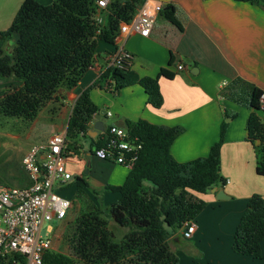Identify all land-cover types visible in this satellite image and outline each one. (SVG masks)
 Instances as JSON below:
<instances>
[{"label": "trees", "instance_id": "16d2710c", "mask_svg": "<svg viewBox=\"0 0 264 264\" xmlns=\"http://www.w3.org/2000/svg\"><path fill=\"white\" fill-rule=\"evenodd\" d=\"M97 0H54L42 4L23 0L10 26L0 31V79L21 84L0 96V114L32 121L52 99L59 87L77 86L96 53L98 41L114 45L121 22H129L144 0H109L102 10L103 23H96ZM259 4L258 0H235ZM175 7L166 3L160 14L179 27ZM15 35L17 36L15 39ZM11 44V49L7 46ZM172 63V58L169 64ZM171 79L173 73L160 68L155 77H139L131 69L105 67L98 79L84 89L72 106L65 131L66 141L73 143L87 136L89 124L98 112L90 99L92 87H105L116 94L120 89L139 84L146 101L158 108L163 102L158 79ZM262 91L252 87L239 89L229 97L248 107L247 139L256 155V172L264 175V119L258 112ZM226 123L220 126L219 138L208 154L185 162L170 152L174 139L183 132L181 126H164L146 120L126 121L129 138L141 144L137 158L120 185H106L104 190L118 192L119 198L100 209L76 216L74 230L68 238L71 255L46 252L42 264H178L170 247L172 236L182 223L194 219L205 202L194 192L205 193L217 183L220 175V148ZM104 135L95 146L102 145ZM77 194L87 184L76 177ZM72 205V202H71ZM109 220L126 231L117 237ZM264 240V198L252 194L234 232V246L241 253L261 257ZM1 264H26L23 255L0 256ZM4 260V262H3Z\"/></svg>", "mask_w": 264, "mask_h": 264}, {"label": "crops", "instance_id": "0c3cea01", "mask_svg": "<svg viewBox=\"0 0 264 264\" xmlns=\"http://www.w3.org/2000/svg\"><path fill=\"white\" fill-rule=\"evenodd\" d=\"M36 1L50 4L54 0ZM159 1L163 5H174L179 27L159 13L149 36L136 33L117 36L114 45L98 41L93 65L83 73L77 86L59 87L55 98L31 121V133L37 126H44L42 119L52 123L46 138L66 131L73 104L105 69L116 42L124 44L133 54L130 69L139 77H155L160 68H167L173 77L158 79L163 98L158 108L147 103L146 93L139 84L126 86L116 94L105 87H92L90 99L98 112L104 110L100 115L104 130L111 125L125 129L126 121L140 119L156 125L181 126L183 132L174 139L170 152L175 160L185 162L206 156L225 122L219 171L224 183H217L205 193L194 192L205 202V207L194 218L196 230L187 240L186 248L176 251L184 240L180 228L179 237H171L170 247L177 254L178 264H264V240L260 258L241 253L234 246V232L248 198L255 193L264 198V175L256 172L255 150L247 139L251 110L229 97L231 92L241 88L255 87L264 93V0H258V5L235 0ZM22 2L0 0V31L10 26ZM177 65L182 68L177 69ZM20 84L15 81L11 88L6 80L0 79V96ZM258 114L264 119V113ZM93 124L94 119L87 136L67 142L66 169L73 178L61 186L67 187L66 195L71 197L72 183L79 177L88 185L82 188L83 200L97 206L91 190H103L110 204L119 198V193L104 190V187L122 184L130 168L94 156L95 143L104 135V130L95 131ZM17 182L21 186L28 183L24 171ZM220 189L227 198H216ZM73 207L74 204L65 216V219L70 217V222L77 216L72 212ZM56 246L57 242L52 240V249Z\"/></svg>", "mask_w": 264, "mask_h": 264}, {"label": "built area", "instance_id": "2783aa9c", "mask_svg": "<svg viewBox=\"0 0 264 264\" xmlns=\"http://www.w3.org/2000/svg\"><path fill=\"white\" fill-rule=\"evenodd\" d=\"M108 1H96L98 25L103 23L102 10ZM162 8L159 0H145L129 22L120 23L116 37L132 33L149 36ZM116 44L105 67L130 69L133 54L124 48V44ZM96 56L94 53L93 61ZM181 68L182 65H177V69ZM259 104L264 110L263 92ZM107 114L111 115V112ZM104 140L102 145L95 146L94 156L131 168L141 148L137 138H129L124 128L111 125ZM67 153L65 131L54 133L45 142L32 145L22 157L27 184L10 186L0 182V256L18 253L25 257L26 264H42L44 254L52 249L53 228L46 222L65 218L71 207V200L53 191L55 183L63 185L73 178L66 169ZM196 227L194 219L184 221L182 238H191Z\"/></svg>", "mask_w": 264, "mask_h": 264}, {"label": "rangeland", "instance_id": "374dc122", "mask_svg": "<svg viewBox=\"0 0 264 264\" xmlns=\"http://www.w3.org/2000/svg\"><path fill=\"white\" fill-rule=\"evenodd\" d=\"M11 47H12L11 44H9L7 46L8 50H10ZM7 86L11 88L14 87L15 80L12 79L7 80ZM258 113L263 114V112L260 111ZM42 120L43 121L41 122L44 123V126L43 127L37 126L33 131V133H31V121L24 120L19 117L0 114V182L10 186H21L20 184H18L17 178L22 177V173H23V169L20 164L22 157L32 145L42 143L47 140L46 133L49 131L50 124L52 123L51 120L49 119L48 120L42 119ZM77 184L78 182L77 179L75 178L72 183V186H74V192L71 195V197L66 195L68 192L66 190L67 187L65 188L58 183H55L53 191L60 196L69 198L72 202V205L74 204V207L72 208L73 210L72 212L73 213L76 212V215H79L82 212L91 210L92 208L90 206L92 204H89L90 202L88 200H83L84 196H82V194L81 195L77 194L78 191ZM87 186L82 185V187L80 188L82 190L83 187H87ZM91 193L97 200L96 207H99L100 209H104L109 206V200L107 194L105 195L103 190L99 192H94L91 190ZM75 218L71 222L69 221L70 217H66V219L64 218L61 220L52 219L46 222V224H50L53 228L52 240L57 242L56 248L51 249V253L65 254V255L72 254L71 249L69 247L68 238L73 233ZM109 226L110 228H112V230H114L117 237H121L122 234L126 231L125 228L118 227L111 220H109ZM187 240L188 239L181 240L180 241L181 243L177 247L178 250L176 251L185 249L186 248L185 244L189 242ZM174 253L176 252L174 251ZM0 264H1V260H0Z\"/></svg>", "mask_w": 264, "mask_h": 264}, {"label": "water", "instance_id": "95a60500", "mask_svg": "<svg viewBox=\"0 0 264 264\" xmlns=\"http://www.w3.org/2000/svg\"><path fill=\"white\" fill-rule=\"evenodd\" d=\"M16 35H15V39H16ZM104 113V110L100 111V112H97L95 115H94V124H93V128L95 129V131H103L104 130V124H103V121L100 120V115ZM227 121V120H226ZM228 196L225 195L223 193V190L220 189L217 191L216 193V198L218 199H225L227 198Z\"/></svg>", "mask_w": 264, "mask_h": 264}]
</instances>
